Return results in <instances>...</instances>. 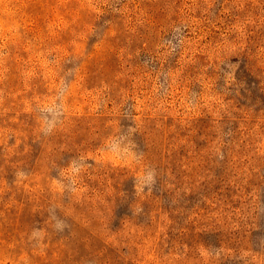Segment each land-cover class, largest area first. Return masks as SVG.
Masks as SVG:
<instances>
[{"label": "rangeland", "instance_id": "obj_1", "mask_svg": "<svg viewBox=\"0 0 264 264\" xmlns=\"http://www.w3.org/2000/svg\"><path fill=\"white\" fill-rule=\"evenodd\" d=\"M0 264H264V0H0Z\"/></svg>", "mask_w": 264, "mask_h": 264}]
</instances>
